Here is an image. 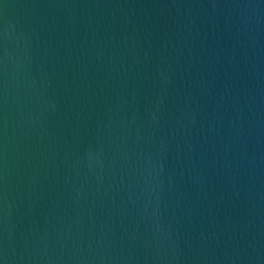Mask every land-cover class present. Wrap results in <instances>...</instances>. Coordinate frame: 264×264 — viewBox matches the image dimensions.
I'll return each instance as SVG.
<instances>
[{
    "label": "water",
    "instance_id": "1",
    "mask_svg": "<svg viewBox=\"0 0 264 264\" xmlns=\"http://www.w3.org/2000/svg\"><path fill=\"white\" fill-rule=\"evenodd\" d=\"M0 264H264V0H0Z\"/></svg>",
    "mask_w": 264,
    "mask_h": 264
}]
</instances>
